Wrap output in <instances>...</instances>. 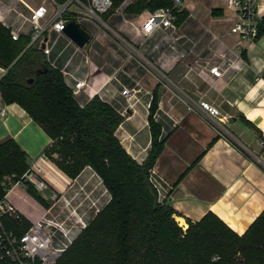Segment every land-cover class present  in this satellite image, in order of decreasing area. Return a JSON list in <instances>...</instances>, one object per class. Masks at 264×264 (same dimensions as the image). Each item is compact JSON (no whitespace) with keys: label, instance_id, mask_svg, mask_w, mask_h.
<instances>
[{"label":"crops","instance_id":"crops-1","mask_svg":"<svg viewBox=\"0 0 264 264\" xmlns=\"http://www.w3.org/2000/svg\"><path fill=\"white\" fill-rule=\"evenodd\" d=\"M41 2L0 0V22L29 36L31 9ZM228 2L185 0L177 28L150 35L136 29L144 11L115 13L107 27L82 22L92 34L91 42L80 47L66 32L53 31L47 58L53 67L67 70L63 75L72 91L77 81H88L75 95L81 106L98 95L124 116L116 135L139 163L151 149L149 115L156 96L154 117L164 148L151 180L159 201L175 209L184 229L187 219L198 221L213 212L242 235L264 211V32L253 42L233 34L235 9ZM56 3H48L50 15ZM257 5L264 29V0ZM78 7L74 2L68 12ZM217 65L228 67L220 78L210 72ZM5 72L0 66V78ZM124 89L130 92L124 95ZM201 99L220 109L233 141L218 134L202 115ZM8 139L28 154L32 171L46 184L42 195L51 203L40 204L22 182L11 185L6 199L31 224L42 215L64 219L63 198L69 199L84 221L73 228L76 238L111 198L101 177L91 166L75 178L67 175L56 162L58 153L45 154L53 139L24 108L5 103L0 93V143Z\"/></svg>","mask_w":264,"mask_h":264},{"label":"trees","instance_id":"trees-1","mask_svg":"<svg viewBox=\"0 0 264 264\" xmlns=\"http://www.w3.org/2000/svg\"><path fill=\"white\" fill-rule=\"evenodd\" d=\"M112 2V9L102 15L104 21L124 0ZM170 4L171 0H134L126 12L140 14ZM263 32L260 27V35ZM0 66L6 70L0 78L4 102L18 103L53 139L45 154L58 153L57 164L72 178L91 166L111 195L56 264H264V211L240 235L213 212L198 221L187 219L184 229L175 209L159 201L151 180L164 148L161 126L154 117L156 96L149 115L151 149L139 163L116 135L124 116L98 95L81 106L63 72L49 63L41 49L30 45V37L13 39L11 29L1 22ZM30 168L28 154L15 140L0 143V201L13 183L22 182L34 199L50 206L24 177ZM2 221L18 234L31 226L19 213L4 214ZM0 264L18 263L0 249Z\"/></svg>","mask_w":264,"mask_h":264},{"label":"built area","instance_id":"built-area-1","mask_svg":"<svg viewBox=\"0 0 264 264\" xmlns=\"http://www.w3.org/2000/svg\"><path fill=\"white\" fill-rule=\"evenodd\" d=\"M185 0H171L168 6L160 7L154 11L145 10L141 15L143 18L136 29L142 35H150L156 30L172 31L177 28L179 15L184 9ZM229 6L235 9V19L231 32L238 35L242 40L247 42L256 41L260 36V13L258 11V0H228ZM55 0H42L41 4L31 9L29 21L31 31L29 34L30 45L34 48L41 49L48 57L52 52L54 41L49 42L48 35L55 31L59 34L65 32L66 26L70 21H78L79 23L88 22L107 27L106 21L102 15L112 9V0H66L56 3L54 12L50 15L48 3ZM78 4L75 12H68L72 3ZM134 0H124V2L116 9L120 15H125L126 8L130 6ZM70 13L71 15H68ZM17 31H12L13 39L19 38ZM173 47V37L169 38ZM132 55H130L131 57ZM233 66V63L229 67ZM228 67L221 68L213 66L210 72L215 77H222ZM63 72L68 74L64 68ZM88 84L87 80L77 81L75 83L73 93L78 95L81 88ZM130 91L123 90L126 95ZM200 112L212 124L218 134L232 139L230 133L225 126V117L220 109L209 101L201 99L199 101ZM236 144L239 142L234 139ZM24 177L31 181L37 189L42 190L46 184L39 179L36 172L28 171ZM19 183V182H17ZM66 208V217L58 219L42 215L33 221L30 228L18 234L6 228L2 221L4 214H16V207L6 199L0 201V249L4 257L11 259L18 264H56L61 255L74 241L73 228L83 225L84 221L78 211V207L73 205L67 198H63Z\"/></svg>","mask_w":264,"mask_h":264},{"label":"water","instance_id":"water-1","mask_svg":"<svg viewBox=\"0 0 264 264\" xmlns=\"http://www.w3.org/2000/svg\"><path fill=\"white\" fill-rule=\"evenodd\" d=\"M65 32L80 47H86L92 40V34L75 20L67 24Z\"/></svg>","mask_w":264,"mask_h":264},{"label":"rangeland","instance_id":"rangeland-1","mask_svg":"<svg viewBox=\"0 0 264 264\" xmlns=\"http://www.w3.org/2000/svg\"><path fill=\"white\" fill-rule=\"evenodd\" d=\"M115 13L117 14L116 10H115L113 13L110 14V16L108 17V19H109L110 17H117L118 14L116 15ZM130 14H134V13H130ZM125 15H126V13H125ZM119 16H120V15H119ZM120 18H121V17H120ZM108 19L106 20V22H108ZM108 23H109V22H108ZM59 157H60V155H57V159H59ZM38 191L40 192V194H42V190L38 189ZM50 201H51V199L48 200V202H50ZM50 203H51V202H50Z\"/></svg>","mask_w":264,"mask_h":264}]
</instances>
